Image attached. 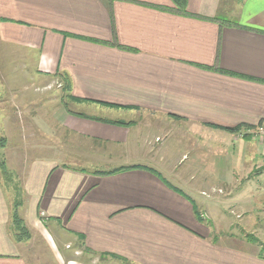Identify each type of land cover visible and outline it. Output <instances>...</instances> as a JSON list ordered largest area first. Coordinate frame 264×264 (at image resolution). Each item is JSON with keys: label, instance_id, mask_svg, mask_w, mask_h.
I'll list each match as a JSON object with an SVG mask.
<instances>
[{"label": "crops", "instance_id": "obj_1", "mask_svg": "<svg viewBox=\"0 0 264 264\" xmlns=\"http://www.w3.org/2000/svg\"><path fill=\"white\" fill-rule=\"evenodd\" d=\"M174 7L0 0V71L7 56H21L44 77L37 90L70 84L82 100L64 96L68 106L48 109L46 124L80 139L63 148L83 146L16 162L18 192L0 168V264H33L26 244L37 237L57 264H264L253 233L264 235V139L255 134L264 121V0ZM17 94L1 101L4 130L23 111ZM137 164L158 173H95ZM17 199L30 232L19 239Z\"/></svg>", "mask_w": 264, "mask_h": 264}, {"label": "rangeland", "instance_id": "obj_2", "mask_svg": "<svg viewBox=\"0 0 264 264\" xmlns=\"http://www.w3.org/2000/svg\"><path fill=\"white\" fill-rule=\"evenodd\" d=\"M23 58L31 59L32 57L24 56ZM7 59L9 62L4 65L5 70L0 71V81L2 80V84L0 83V106L7 98L10 99V90L13 92L17 91V96L24 97L25 102L21 105L23 111L17 113V119L7 118V121L4 124L6 128L5 130L2 129L3 124L0 123V148L2 149L0 150V168L5 183L9 187L15 188L17 191V189H19L20 179L19 170L16 164L23 160L22 158L27 159L43 156L47 153H53L59 148H62L61 150L65 152L63 149H68L69 147L75 149L72 150L79 154L80 152L78 148H83V146H67L63 148L61 145H63L65 141L78 143L80 139H78L77 136H72L71 138L68 136L70 139L67 137L65 139V132L62 128H56L53 131L52 128H49L46 124V114L48 109L51 113L57 114L61 112V108L64 105L68 106V104L62 102L63 97L65 96L64 91H62L61 88H58L57 84L54 87L51 85L49 89H45V91L44 89L37 90L35 85L42 84L44 77L38 75L32 64L29 63L28 65H25L23 62L21 63V56H7ZM37 97L39 99L38 102H36V100H38ZM7 105V108H9L12 106V103L9 102ZM6 130L7 132L9 131V133L5 134ZM16 130L18 131L17 133H15ZM48 144H55L56 146H47ZM5 146L7 147L6 150L3 149ZM48 147L54 148L55 150L49 151ZM170 147L169 151H165L167 153L169 152L170 157L172 158L176 152L172 150L174 146ZM74 163L76 162H72V164ZM78 163L76 164L79 166L81 165L87 168H92L87 162ZM3 168L6 169V171H4ZM263 179L264 177L262 180ZM253 233L264 241L263 234L261 235L256 232ZM26 247L29 259L33 264H57L54 262L55 258L53 253H51L43 239L37 237L32 241H28Z\"/></svg>", "mask_w": 264, "mask_h": 264}, {"label": "trees", "instance_id": "obj_3", "mask_svg": "<svg viewBox=\"0 0 264 264\" xmlns=\"http://www.w3.org/2000/svg\"><path fill=\"white\" fill-rule=\"evenodd\" d=\"M175 7L174 9L178 12H185L186 13V7H187V0H172ZM56 75H62L64 77V74L62 72H57ZM66 79V78H65ZM68 79V78H67ZM67 82H69V80H67ZM64 89V92H65V96L66 97H71L72 99H75V100H82L81 98H77L75 96H73L69 91H70V84H67L63 87ZM78 114V113H77ZM79 115H83V116H87L86 114H82V113H79ZM110 122H114V123H120V124H127L126 122H122V121H110ZM262 126H264V121L261 122ZM230 130H238L240 129L239 127L238 128H228ZM133 168H146V169H149L155 173H158L157 170L151 168V167H148V166H144V165H129V166H121V167H117V168H114V169H111V170H106V171H96L95 173H98V174H112V173H116V172H119V171H123V170H126V169H133ZM4 171H6V169L3 168ZM169 185H171L172 187L175 188V186L168 182ZM20 191V189H17V192ZM18 200L16 201V203L14 204V210H13V217H12V226H13V231H14V234L16 235V237L19 239L20 237L22 236H29V230L25 224V221L21 218V216L19 215L18 213ZM249 238L257 241V238L252 235V234H249L248 235ZM263 245V249H264V243L262 244Z\"/></svg>", "mask_w": 264, "mask_h": 264}, {"label": "built area", "instance_id": "obj_4", "mask_svg": "<svg viewBox=\"0 0 264 264\" xmlns=\"http://www.w3.org/2000/svg\"><path fill=\"white\" fill-rule=\"evenodd\" d=\"M255 134H256L258 137L264 139V126L259 127V128L255 131ZM256 135H255V136H256ZM263 188H264V181H263Z\"/></svg>", "mask_w": 264, "mask_h": 264}]
</instances>
